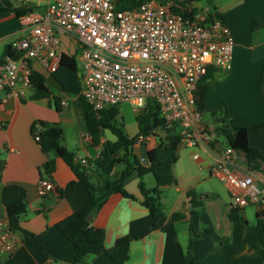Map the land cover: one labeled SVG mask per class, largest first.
Returning <instances> with one entry per match:
<instances>
[{
	"label": "crops",
	"instance_id": "1",
	"mask_svg": "<svg viewBox=\"0 0 264 264\" xmlns=\"http://www.w3.org/2000/svg\"><path fill=\"white\" fill-rule=\"evenodd\" d=\"M3 1L12 7L31 8L32 12H44L50 2ZM219 10L236 42L232 69L226 74L225 80L236 83L239 88L243 86L245 90L243 99L232 101L229 106L228 122L230 127L262 124L264 96L260 92V83L264 69V0H230ZM253 20L257 22L255 28ZM24 35L25 31L16 14L1 13L0 58H3L7 45H12ZM63 42L64 53H78L75 41V52H69L67 42ZM32 67L46 76L47 85L53 95L59 98V109L53 97L32 100L34 89L28 90L23 98L8 96L4 90H0V222L8 223L2 202L4 186L10 183L21 184L26 189L28 200V210L22 216L23 226L36 235L35 239L25 240L21 233H15L16 251L12 255L0 253V258L2 264H70L76 248L56 225L88 205L90 194L87 187L78 181L72 168L55 151L43 153L30 128L36 121H42L46 126L59 124L64 130L63 145L90 162L100 156L104 142L115 141L117 137L109 129H99L98 141L93 139V135L87 140L84 135L89 132L77 106L78 94L63 91L52 74L45 73L39 60H35ZM208 96L209 89L207 101ZM127 105H119V111L123 109L125 115H121V120H118L123 131L133 137L139 132L137 112L132 108V114L127 113ZM71 107L75 108V112ZM106 130L111 131L115 138L111 139ZM165 137L166 131L159 129L150 134L147 140H137L133 152L139 159L146 158L148 150L156 147ZM248 140L251 147L264 152V129L250 131ZM49 160L55 162L52 178L43 177L40 172L41 166ZM236 161L240 174L264 175V162L260 159L248 165L244 154L237 152ZM87 169L91 180L99 184L106 179H118L124 165L113 157L104 169H97L94 165ZM42 178H49L56 185L44 197L39 196L37 190L38 181ZM142 180L147 188L157 186L153 173L145 174ZM139 181L137 172H133L126 184V190L135 199L113 193L90 214L91 224L106 230L107 247L112 246L118 237L128 235L132 238L128 259L114 261L105 254L92 255L88 258L89 264H185L184 255L190 246L196 264H254L253 256L262 246L257 221L259 218L264 220V201L239 210L238 214L245 221L232 220L230 212L234 207L230 187L226 185L227 189L223 188L222 191L213 188L200 191L198 184L183 187L175 181L164 187L163 209L152 216L149 209L142 205L144 198L138 187ZM190 188L196 190L203 208H194L191 204L187 197ZM192 209L199 214L190 228ZM176 213L180 216L174 218Z\"/></svg>",
	"mask_w": 264,
	"mask_h": 264
},
{
	"label": "built area",
	"instance_id": "2",
	"mask_svg": "<svg viewBox=\"0 0 264 264\" xmlns=\"http://www.w3.org/2000/svg\"><path fill=\"white\" fill-rule=\"evenodd\" d=\"M126 1L50 0L44 12L21 17L25 35L12 44L19 56L0 61V90L25 97L34 89L32 63L39 60L45 73H55L64 53L62 40L70 37L77 43L80 94L95 111L129 104L139 112L149 100L157 102L167 128L177 130L179 148H205L215 159L210 175L232 189L234 208L263 202L264 175L240 174L238 151L221 144L196 103L197 86L210 69H232L235 43L228 24L218 11L202 7V0H143L133 7ZM84 137L90 140L92 134ZM76 159L92 166L87 158ZM55 188L49 178L38 181L41 197ZM0 241L1 254L16 251L9 222H0Z\"/></svg>",
	"mask_w": 264,
	"mask_h": 264
},
{
	"label": "trees",
	"instance_id": "3",
	"mask_svg": "<svg viewBox=\"0 0 264 264\" xmlns=\"http://www.w3.org/2000/svg\"><path fill=\"white\" fill-rule=\"evenodd\" d=\"M143 0H130L127 2L128 7H133L141 3ZM219 12L220 17L224 19L223 13L219 8H215ZM12 12L21 18L27 13L32 12L27 7H12L5 5V1L0 0V14ZM253 28L257 22L253 20ZM7 56L18 58V54L12 45H7L4 50L3 61ZM215 70L210 69L208 74L204 76L197 86L195 92L196 103L198 109L202 112L206 108L209 83L214 79ZM53 78L61 86L63 91L78 94L77 106L80 109L86 124L87 131L93 135V139L98 141L100 130L109 129L117 137L115 141L104 142V149L100 156L90 162L97 169H104L110 160L114 157L116 161L124 165L121 176L118 179H106L104 182L96 184L91 180L88 167L82 165L77 159V154L70 151L63 145L64 130L55 123L50 126L42 121H36L32 124L30 131L33 137L39 135V144L43 153L47 154L55 151L73 170L78 181L82 182L88 189L90 194V202L85 207L76 210L63 220L57 223L58 230L75 246L76 253L70 264H89L88 258L92 255L105 254L114 261L127 260L130 253L132 238L128 235L118 237L112 246H106V230L104 228L93 226L90 222L91 211L100 207L107 200L109 195L120 193L125 197L135 199V197L126 190V184L130 181L133 172H137L140 177L138 184L139 190L143 196L142 205L149 209L150 214L155 216L163 209L162 196L164 187L171 185L176 181L174 174V165L179 159L180 137L177 135L176 128H167L165 119L163 118L160 106L157 102L149 100L145 107L137 112L136 119L139 124V132L133 137H129L121 125H119V105L110 106L100 111H95L86 99L80 94L81 81L79 75L78 53H63L62 61L59 69L52 74ZM31 82L34 87L32 100H41L53 97L56 107L59 109V98L53 95L47 85L46 76L32 69ZM260 92L264 96V69L260 83ZM226 109V108H225ZM229 113L225 111L224 116L220 120L226 124L228 122ZM100 129V130H99ZM162 129L166 131V137L161 139L159 144L148 150L147 157L139 159L133 152V147L141 135L148 136L155 131ZM264 129V123L255 126H240L219 129V134L223 133L228 145L232 146L238 152L243 153L248 165L255 159L264 162V152L258 148L249 145V132L260 131ZM121 153V154H120ZM55 171L54 160L45 162L40 172L43 177L52 178ZM147 173H153L157 180V186L147 188L142 177ZM73 185V182L69 184ZM187 197L190 199L194 208L203 206L198 200V195L194 188L187 191ZM2 202L5 207L6 217L9 222L10 229L14 233H21L23 239H35L36 235L23 226L22 216L28 210L27 192L23 185L18 183H10L4 186L2 193ZM240 208H233L230 212L232 220H244L239 214ZM198 212L195 209L191 211V224L197 221ZM180 216L179 213L174 214V218ZM245 221V220H244ZM257 227L261 234L262 246L253 256L254 264H262L264 259V220L258 219ZM185 264H196L195 258L190 246L184 255ZM0 264L2 260L0 258Z\"/></svg>",
	"mask_w": 264,
	"mask_h": 264
},
{
	"label": "rangeland",
	"instance_id": "4",
	"mask_svg": "<svg viewBox=\"0 0 264 264\" xmlns=\"http://www.w3.org/2000/svg\"><path fill=\"white\" fill-rule=\"evenodd\" d=\"M228 2H230V0H202L201 6L209 8L211 11H215L214 9L216 7L220 9ZM124 3L126 4L127 1ZM231 33L233 35L232 30ZM63 41L64 44L67 42L66 48L69 52H75L74 42L70 37L63 38ZM234 43H236L235 39ZM228 72L217 71L215 73L214 79L209 83L210 88L206 108L204 109V111H202L205 124H207L208 127L213 128L216 133H218L219 129L224 125L220 118L224 116L225 111H228L229 113V106H231L232 101H236L239 98L243 99V95L245 96V90H243V86L239 88L236 83L226 82L225 77ZM71 109L75 112L74 107H71ZM126 112L130 115L132 114V107L130 105L126 106ZM121 115H125L123 109L122 111L120 110L118 117L119 120H121ZM79 118L81 121H83L81 116H79ZM226 124L230 123L227 122ZM105 132L111 139L115 138L111 131L106 130ZM219 140L223 146L228 145L223 133L219 134ZM75 151H77L76 148ZM195 152L199 153L204 159L202 163L195 160L193 155V153ZM213 163L214 158L209 152H207L205 148L195 149L192 147L180 146L179 159L178 162L174 165L176 183L178 184V186L183 187H187L191 184H198V187H200V191H204L203 189L205 188H213L215 190L218 189L222 191L223 188H226V184L222 182L218 177L210 175V166ZM227 196L230 200L228 192Z\"/></svg>",
	"mask_w": 264,
	"mask_h": 264
},
{
	"label": "water",
	"instance_id": "5",
	"mask_svg": "<svg viewBox=\"0 0 264 264\" xmlns=\"http://www.w3.org/2000/svg\"><path fill=\"white\" fill-rule=\"evenodd\" d=\"M225 128H229L230 127V124H224L223 125ZM89 219H90V217H89Z\"/></svg>",
	"mask_w": 264,
	"mask_h": 264
}]
</instances>
